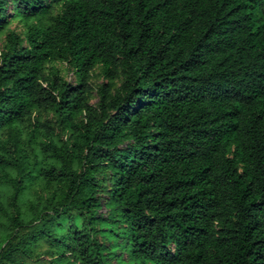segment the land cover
<instances>
[{
  "label": "trees",
  "instance_id": "trees-1",
  "mask_svg": "<svg viewBox=\"0 0 264 264\" xmlns=\"http://www.w3.org/2000/svg\"><path fill=\"white\" fill-rule=\"evenodd\" d=\"M12 18L0 264H264V0H0Z\"/></svg>",
  "mask_w": 264,
  "mask_h": 264
},
{
  "label": "rangeland",
  "instance_id": "rangeland-1",
  "mask_svg": "<svg viewBox=\"0 0 264 264\" xmlns=\"http://www.w3.org/2000/svg\"><path fill=\"white\" fill-rule=\"evenodd\" d=\"M24 29L25 28H24L23 23L18 18H12L10 20L8 27L2 33H0V49L2 48V46L4 44L5 36H6V33L8 31H15L19 35H22ZM56 67L59 69L60 74L63 75L66 79H68L70 81H74L73 74L69 71L68 66L64 62H57ZM90 82L93 86V90L91 93V102L96 103V101H97L96 88L99 85L106 82V78L104 77V75L100 71L99 66H97L94 69V71L91 75V78H90ZM41 117H42V119H49V120H53L55 118L52 112L42 113ZM105 211H106V208H103V212H105ZM103 240L105 243H108V244L112 243V239L103 238ZM114 254L115 255L110 259V264H115L117 262L116 257L119 255L121 256V259H123L124 261H127L129 259V256L126 253V251L121 249V248H117L114 251ZM44 259H46V257H44Z\"/></svg>",
  "mask_w": 264,
  "mask_h": 264
}]
</instances>
